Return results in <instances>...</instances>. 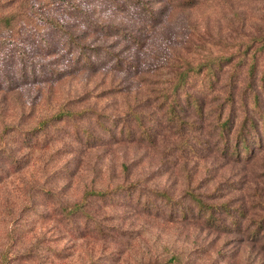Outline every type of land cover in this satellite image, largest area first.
Instances as JSON below:
<instances>
[{
    "label": "rangeland",
    "instance_id": "374dc122",
    "mask_svg": "<svg viewBox=\"0 0 264 264\" xmlns=\"http://www.w3.org/2000/svg\"><path fill=\"white\" fill-rule=\"evenodd\" d=\"M145 1L152 11L132 0H0V17L12 15L0 24V149L20 158H0V249L13 233L12 253L45 250L15 264H264L262 125L248 152L233 150L243 116L260 125L264 114V0ZM69 36L120 62L100 51L94 69L82 66ZM206 59L221 64L213 85L202 88L201 66L178 90L179 123L167 110L172 81ZM230 109L223 142L217 116ZM60 110L80 113L22 138L18 128ZM86 190L109 192L84 199ZM75 202L89 216H74L71 236L56 211Z\"/></svg>",
    "mask_w": 264,
    "mask_h": 264
},
{
    "label": "trees",
    "instance_id": "16d2710c",
    "mask_svg": "<svg viewBox=\"0 0 264 264\" xmlns=\"http://www.w3.org/2000/svg\"><path fill=\"white\" fill-rule=\"evenodd\" d=\"M132 2H135L134 4L140 8V9H145L147 12L148 11H152V7H150L145 0H132ZM11 19H12V15H5V16H1L0 17V24L3 26H11ZM46 19L54 26L60 29H64L63 25L61 23H59V21L57 19H54L52 17H46ZM72 42H74L77 46H78V52L75 55V60L80 63L82 66L86 67V68H93L96 66V64L99 62V53L100 51H104L105 54H111L112 56L108 58V60H113V58H115V60L113 61V64L115 63H119L120 61L118 60L119 57L116 56L112 51H109L107 47H104L102 45H85L84 43H79L77 41L74 40V38L71 36H69V38ZM259 49V48H257ZM259 52V51H258ZM258 52L256 50H254L252 52V60L249 64V70H248V77H252L254 70H255V62L256 59L258 58ZM244 53V52H243ZM21 58V57H20ZM220 60L222 59V57H218ZM21 63H24V61H22ZM217 63L216 61H214V59L212 60H205L204 62H200L198 63L196 66H190V68H188V70H190V73L188 74L187 69L183 68L179 71V73L177 74V76L175 77V79L172 81V89H171V93H170V99L168 100V111L171 112L172 117H174L179 123L185 121L181 119V115L178 114L176 112V107H178L177 101H178V90L180 89H184L186 88V85L189 84L190 81V77H194L195 74H199L200 75V67L203 66V70H204V74L201 77V81L203 82L202 84V88L204 90H208L212 87L213 82L215 80L214 77V64ZM236 64V63H235ZM217 65H221L219 62L217 63ZM25 65L20 66V70L21 68H23L21 71L25 72ZM21 73V72H20ZM200 78V77H199ZM198 78V79H199ZM263 78V76H262ZM188 80V81H187ZM11 81V80H9ZM208 81V83L206 82ZM201 82V83H202ZM250 81L248 80L246 86H251ZM249 84V85H248ZM205 87H204V86ZM263 87V85L261 86ZM252 91V90H251ZM186 94V93H185ZM227 99L228 103H232V98L233 96L231 94H229L227 97H225ZM192 104L194 107V110L196 112H200V104L197 100L194 99V97L192 98ZM190 104L191 102L188 101ZM252 102L258 103L259 99H258V92L257 91H252ZM245 107V105H244ZM231 108V107H230ZM222 112V110H221ZM80 113V111H63L60 110L58 113H55L54 115H51L49 117L43 118L39 121H37V123L28 129H22V128H18V131L20 133V135H22V138L24 140L26 139H31L32 137L37 140L39 138V134L45 133V128L47 127V125H51V122H53V120L56 119H62L64 118L66 115L67 116H73ZM138 115V114H137ZM136 116V115H135ZM261 119L260 122L261 124L258 125L254 119H252L251 117H249L247 114H245L243 116V118L240 120L239 126L237 127L236 130V134H235V142L233 144V150L234 153L239 155V153L241 151L246 150V152H248L251 148V146L254 144V142L256 140L259 141L260 136H261V125L264 128V114H260ZM232 122H234V119L232 117V110H229V113L226 114L224 117H220L219 115L217 116V126H218V134L217 136L220 137V140L226 141L227 140V135L228 130H230V128L232 127ZM100 125L102 126V123H100ZM84 130V129H83ZM86 132V140H89L87 142H90V140L93 138V135L84 130ZM88 132V133H87ZM119 133L122 134L124 133V126L122 125ZM75 134H78V130H75ZM45 136V135H44ZM91 138V139H90ZM227 143H225L226 146ZM0 158H5L6 160H9V163L12 164L13 162L20 161V158L15 157L10 150H8L6 147L0 149ZM18 158V160H17ZM17 163V164H18ZM135 183H131V184H121L119 183V187L120 188H124L126 189H130L131 187L135 186ZM139 185V184H138ZM129 190H127L128 193ZM159 192V196L162 198H165L169 204H170V208L174 209L177 208V212L180 214V216H183L185 214V207H183L182 205H177L178 203H176V200L173 201V198L164 190H155ZM109 191H105V190H86L84 191V193L82 194L83 198L85 199L87 197L88 194L94 195V194H98L100 196H103L104 194L108 193ZM130 193H134L133 191H131ZM197 203H199L200 207H208L207 209L210 211V209L213 208V205H209L206 203H202L201 200L197 197L195 198ZM83 202H75V203H65L59 206V210L56 211V214L59 216L57 219L58 221L62 222L64 229L66 230V232H68L71 236H73L72 234H75L77 232V229L75 227L74 224V216H76V214L82 213L85 217L89 216V213L86 210H83L82 204ZM206 209V210H207ZM212 215V213H211ZM210 219H214V217H211ZM101 232H103V229H101ZM15 235L12 236L11 234H8L7 237V241L6 243H4L3 248L0 249V264H15L16 262H27V261H39L42 260V258H44V252L45 250L42 251V244L40 245H32L31 247H29L28 249H22V250H17L14 251V253H12L11 247L8 246L9 244L11 245L12 241L14 240ZM14 244V243H13ZM12 244V245H13ZM53 251V250H52ZM55 253V252H54Z\"/></svg>",
    "mask_w": 264,
    "mask_h": 264
}]
</instances>
